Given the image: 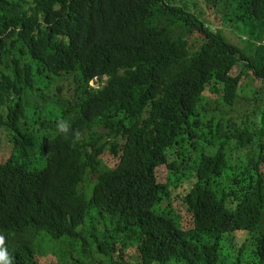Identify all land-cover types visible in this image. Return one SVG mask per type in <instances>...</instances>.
Instances as JSON below:
<instances>
[{
  "label": "trees",
  "instance_id": "obj_1",
  "mask_svg": "<svg viewBox=\"0 0 264 264\" xmlns=\"http://www.w3.org/2000/svg\"><path fill=\"white\" fill-rule=\"evenodd\" d=\"M263 48L264 0H0L13 264H264Z\"/></svg>",
  "mask_w": 264,
  "mask_h": 264
},
{
  "label": "clouds",
  "instance_id": "obj_2",
  "mask_svg": "<svg viewBox=\"0 0 264 264\" xmlns=\"http://www.w3.org/2000/svg\"><path fill=\"white\" fill-rule=\"evenodd\" d=\"M56 130L63 140L70 141L73 145L82 139L83 133L78 129L74 130L70 122L64 118L57 119ZM0 264H13V256L8 251L3 235H0Z\"/></svg>",
  "mask_w": 264,
  "mask_h": 264
},
{
  "label": "rangeland",
  "instance_id": "obj_3",
  "mask_svg": "<svg viewBox=\"0 0 264 264\" xmlns=\"http://www.w3.org/2000/svg\"><path fill=\"white\" fill-rule=\"evenodd\" d=\"M211 31H215L216 30V27L215 26H211ZM170 31H171V34H180L182 32V29H180L179 27L177 26H172L170 27ZM223 31H224V35L225 37L230 41L232 42L233 44L235 43H238L240 42V36L241 38L243 37L241 34V30H235L233 29L230 25H227V26H224L223 27ZM106 79H103L102 82H105ZM90 87L92 88H100L102 86V83H99L97 80H94L93 82H91L89 84ZM164 174L165 172L163 170H159L158 171V176H159V179L161 180V182H164ZM93 260V259H92ZM94 261L96 262H103L105 264V260L104 258L102 257H99V256H96Z\"/></svg>",
  "mask_w": 264,
  "mask_h": 264
},
{
  "label": "bare ground",
  "instance_id": "obj_4",
  "mask_svg": "<svg viewBox=\"0 0 264 264\" xmlns=\"http://www.w3.org/2000/svg\"><path fill=\"white\" fill-rule=\"evenodd\" d=\"M174 3H175V2H174ZM261 49H262V48H261ZM263 49H264V48H263ZM0 111H1V110H0ZM2 111H3V110H2ZM5 112H6V111H5ZM5 112H4V113H5ZM1 113H2V112H1ZM0 116H1V115H0ZM5 116H6V115H4V118H5ZM26 116L28 117V115H26ZM1 120H2V119H1ZM26 124H27V123H26ZM24 125H25V124H24ZM25 126H26V125H25ZM33 132H34V131H33ZM5 134H6V133H5ZM40 134H41V132H40ZM48 134H49V133H48ZM7 135H8V134H7ZM0 137H2V135H1ZM43 137H44V136H43ZM43 137H42V138H43ZM104 138H105V137H104ZM4 139H5V138H4ZM4 139H3V140H4ZM0 142H1V141H0ZM39 142H40V141H39ZM27 145H28V143H27ZM38 148H39V147H38ZM37 150H39V149H37ZM12 235H13V234H12ZM14 235H15V234H14ZM20 235H21V234H20ZM16 236H17V235H16ZM27 240H28V239H27ZM26 243H27V242H26ZM26 247H27V246H26ZM24 248H25V247H24ZM30 249H32L31 246H30ZM25 250H26V249H25ZM30 251H31V250H30ZM33 252H34V251H33ZM34 253H35V252H34ZM32 254H33V253H32Z\"/></svg>",
  "mask_w": 264,
  "mask_h": 264
}]
</instances>
